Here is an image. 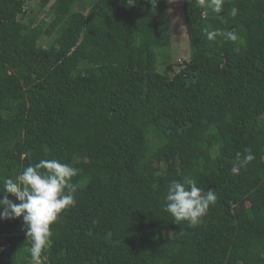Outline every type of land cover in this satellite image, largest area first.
I'll return each mask as SVG.
<instances>
[{"label": "trees", "instance_id": "1", "mask_svg": "<svg viewBox=\"0 0 264 264\" xmlns=\"http://www.w3.org/2000/svg\"><path fill=\"white\" fill-rule=\"evenodd\" d=\"M32 1L0 0V192L41 159L79 169L40 264H264V0H183L177 73L169 0ZM186 176L218 197L196 227L164 210ZM26 233L0 220V264H35Z\"/></svg>", "mask_w": 264, "mask_h": 264}, {"label": "clouds", "instance_id": "2", "mask_svg": "<svg viewBox=\"0 0 264 264\" xmlns=\"http://www.w3.org/2000/svg\"><path fill=\"white\" fill-rule=\"evenodd\" d=\"M148 2L155 7L158 0ZM172 2L173 0H169V3ZM200 2L216 14L223 11L224 0ZM127 3L132 6L136 0H127ZM237 14L238 9L233 7L231 15L235 17ZM204 33L209 41L218 37L224 41L238 40L235 29L205 28ZM255 158L251 149H246L243 154L237 152L231 171L238 174ZM78 173L79 169L68 163H61L57 159H41L38 163L24 168L15 179L7 178L3 181V191L0 192L3 197L0 198V220L23 218L27 238L31 240V257L35 264H40L41 254L50 244L51 225L63 211L76 203V185L72 183V179ZM8 194L19 202L9 199ZM217 199L215 189L205 191L197 186L194 178L186 176L183 180H173L168 185L164 210L177 224L186 221L189 226L196 227L202 223V218L207 215L210 206L216 204Z\"/></svg>", "mask_w": 264, "mask_h": 264}, {"label": "rangeland", "instance_id": "3", "mask_svg": "<svg viewBox=\"0 0 264 264\" xmlns=\"http://www.w3.org/2000/svg\"><path fill=\"white\" fill-rule=\"evenodd\" d=\"M37 0L32 1V4H36ZM171 12V46L168 49H158V65L159 70L164 71L168 62L174 72H180L182 68H185V61L189 60L191 56V49L189 39L186 33V22L184 19L183 11V0H173L170 3ZM163 54L166 58L161 59L160 56ZM167 63V64H168ZM182 66V67H181Z\"/></svg>", "mask_w": 264, "mask_h": 264}]
</instances>
